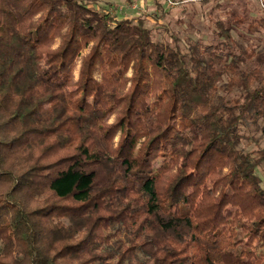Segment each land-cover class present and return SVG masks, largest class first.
<instances>
[{"label":"trees","instance_id":"trees-1","mask_svg":"<svg viewBox=\"0 0 264 264\" xmlns=\"http://www.w3.org/2000/svg\"><path fill=\"white\" fill-rule=\"evenodd\" d=\"M231 48L184 51L86 0H0V264H264V149L243 148L264 78Z\"/></svg>","mask_w":264,"mask_h":264},{"label":"rangeland","instance_id":"rangeland-1","mask_svg":"<svg viewBox=\"0 0 264 264\" xmlns=\"http://www.w3.org/2000/svg\"><path fill=\"white\" fill-rule=\"evenodd\" d=\"M86 2L91 11L110 12L118 19L143 20L155 40L166 45L179 43L184 51H187L190 45L199 42L204 46L219 47L227 54L230 51V44L234 53L241 54L246 59L242 69L257 71L264 78V31L256 33L249 31L254 19H264V0H86ZM219 22L232 28L233 39L230 42L218 36ZM59 43V40L55 41L52 48L56 49ZM90 52L91 46L76 60L74 81L79 79L83 59ZM245 52L249 56H246ZM132 76L130 70L126 77L131 79ZM225 81L222 95L236 97L238 92L229 88L227 76ZM130 86L129 82L127 88ZM116 117L118 114L114 115L110 122ZM248 123L249 127L243 128L246 136L243 148L251 153L264 149V134L260 129L264 126V119L259 120L257 125L252 120ZM258 175L264 186V163L259 167Z\"/></svg>","mask_w":264,"mask_h":264}]
</instances>
